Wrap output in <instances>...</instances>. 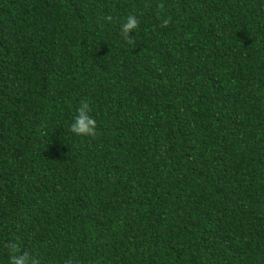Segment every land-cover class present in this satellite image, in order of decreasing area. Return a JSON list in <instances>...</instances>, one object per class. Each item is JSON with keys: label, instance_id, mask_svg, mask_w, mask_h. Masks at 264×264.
I'll list each match as a JSON object with an SVG mask.
<instances>
[{"label": "trees", "instance_id": "obj_1", "mask_svg": "<svg viewBox=\"0 0 264 264\" xmlns=\"http://www.w3.org/2000/svg\"><path fill=\"white\" fill-rule=\"evenodd\" d=\"M82 100L95 138L69 131ZM12 240L38 264H264V0H0V264Z\"/></svg>", "mask_w": 264, "mask_h": 264}, {"label": "clouds", "instance_id": "obj_2", "mask_svg": "<svg viewBox=\"0 0 264 264\" xmlns=\"http://www.w3.org/2000/svg\"><path fill=\"white\" fill-rule=\"evenodd\" d=\"M163 8V4L160 5ZM104 20L112 22L113 17L106 15ZM163 26L171 23V17L163 18L161 20ZM140 20L135 14H129L121 24V33L124 40L129 45H135L134 37L130 36L132 31L138 29ZM77 114L73 123L70 125L69 131L76 136L93 137L97 135V121L91 115L92 108L88 101L82 100L80 106L76 110ZM9 250L8 264H38V261L31 256L28 251H23L22 246L18 240L9 241L6 245ZM67 264H77L74 260H68Z\"/></svg>", "mask_w": 264, "mask_h": 264}]
</instances>
